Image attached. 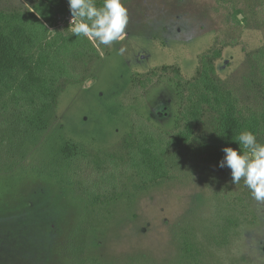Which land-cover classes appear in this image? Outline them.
<instances>
[{
  "label": "rangeland",
  "instance_id": "obj_1",
  "mask_svg": "<svg viewBox=\"0 0 264 264\" xmlns=\"http://www.w3.org/2000/svg\"><path fill=\"white\" fill-rule=\"evenodd\" d=\"M34 2L0 0V11L30 10ZM122 3L124 38L109 46L89 40L96 56L70 54V78L59 82L45 127H26L23 108L9 101L0 110V264H264V203L243 182L232 184L229 169L191 160V149L171 153L169 180L137 193L128 185L107 205L82 191L108 156L127 159L134 121L173 131L180 86L206 51H221L213 62L218 80L261 100L258 91L249 94L257 77L246 59L264 45L258 0ZM54 15L49 38L72 36L67 0ZM164 66L178 77L170 70L144 79Z\"/></svg>",
  "mask_w": 264,
  "mask_h": 264
},
{
  "label": "trees",
  "instance_id": "obj_2",
  "mask_svg": "<svg viewBox=\"0 0 264 264\" xmlns=\"http://www.w3.org/2000/svg\"><path fill=\"white\" fill-rule=\"evenodd\" d=\"M215 1L222 5V0ZM258 1L264 17V0ZM102 3L96 0L97 7ZM60 5L61 0H35L30 10L0 11V110L7 101L20 111L22 107L26 114L22 124L26 127H45V115L56 104L59 82L65 76V80L70 78L65 68L70 54L73 59L96 56L87 38H49L48 26L54 23V9ZM231 12L234 24L242 21L241 12L234 6ZM220 56V49L206 51L199 57L201 66L196 75L180 86L183 93L176 101L169 135L147 122L134 121L127 159L118 162L108 156L106 166L98 165L82 187L92 203L107 205L128 185L137 193L169 180L173 169L170 156L177 150L191 149V160L203 158L218 163L224 147H238L234 142L239 133L249 130L257 137L264 136V45L246 57L249 69L255 71L251 73L257 77L247 83L249 94L258 91L259 101L243 99L236 85L216 78L213 62ZM170 70L178 77V69L164 66L144 79L148 82L159 71ZM63 152L70 155L67 148Z\"/></svg>",
  "mask_w": 264,
  "mask_h": 264
},
{
  "label": "clouds",
  "instance_id": "obj_3",
  "mask_svg": "<svg viewBox=\"0 0 264 264\" xmlns=\"http://www.w3.org/2000/svg\"><path fill=\"white\" fill-rule=\"evenodd\" d=\"M74 36L95 40L109 46L124 38L129 21L128 10L122 0H103L97 7L96 0H67ZM237 148L224 147L218 162L221 169L230 170L231 183L243 182L251 197L264 203V143L256 134L245 130L236 137Z\"/></svg>",
  "mask_w": 264,
  "mask_h": 264
},
{
  "label": "built area",
  "instance_id": "obj_4",
  "mask_svg": "<svg viewBox=\"0 0 264 264\" xmlns=\"http://www.w3.org/2000/svg\"><path fill=\"white\" fill-rule=\"evenodd\" d=\"M67 20L70 23V20H71V16L70 15H68Z\"/></svg>",
  "mask_w": 264,
  "mask_h": 264
}]
</instances>
